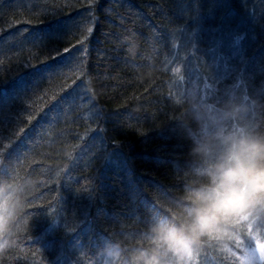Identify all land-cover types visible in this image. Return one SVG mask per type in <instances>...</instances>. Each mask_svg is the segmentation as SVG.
I'll use <instances>...</instances> for the list:
<instances>
[{"label": "trees", "instance_id": "1", "mask_svg": "<svg viewBox=\"0 0 264 264\" xmlns=\"http://www.w3.org/2000/svg\"><path fill=\"white\" fill-rule=\"evenodd\" d=\"M229 92L264 97V0H0V183L25 204L0 264H102L182 192L175 99Z\"/></svg>", "mask_w": 264, "mask_h": 264}, {"label": "clouds", "instance_id": "2", "mask_svg": "<svg viewBox=\"0 0 264 264\" xmlns=\"http://www.w3.org/2000/svg\"><path fill=\"white\" fill-rule=\"evenodd\" d=\"M175 104L173 131L188 145L181 194L142 231L104 239L98 256L102 264H203L214 250L230 264H254L250 247L264 256V97L193 94ZM23 193L0 183V254L17 243Z\"/></svg>", "mask_w": 264, "mask_h": 264}, {"label": "snow or ice", "instance_id": "3", "mask_svg": "<svg viewBox=\"0 0 264 264\" xmlns=\"http://www.w3.org/2000/svg\"><path fill=\"white\" fill-rule=\"evenodd\" d=\"M249 255L252 257L254 264H264V256H258L254 248H249Z\"/></svg>", "mask_w": 264, "mask_h": 264}, {"label": "rangeland", "instance_id": "4", "mask_svg": "<svg viewBox=\"0 0 264 264\" xmlns=\"http://www.w3.org/2000/svg\"><path fill=\"white\" fill-rule=\"evenodd\" d=\"M212 48H214V50L213 51H217V50H219V45H216V44H214V46L212 47ZM235 251V250H234Z\"/></svg>", "mask_w": 264, "mask_h": 264}]
</instances>
